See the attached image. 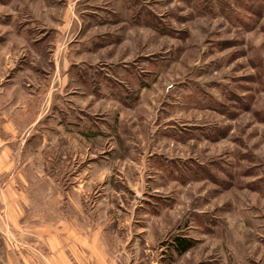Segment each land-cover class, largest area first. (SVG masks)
I'll return each mask as SVG.
<instances>
[{
    "label": "rangeland",
    "instance_id": "1",
    "mask_svg": "<svg viewBox=\"0 0 264 264\" xmlns=\"http://www.w3.org/2000/svg\"><path fill=\"white\" fill-rule=\"evenodd\" d=\"M0 112V264L63 217L121 264H264V0H0Z\"/></svg>",
    "mask_w": 264,
    "mask_h": 264
},
{
    "label": "crops",
    "instance_id": "2",
    "mask_svg": "<svg viewBox=\"0 0 264 264\" xmlns=\"http://www.w3.org/2000/svg\"><path fill=\"white\" fill-rule=\"evenodd\" d=\"M15 134L18 132L10 122V115L0 112V177H4L8 183L11 179V167H15L11 149V144L16 138ZM11 176L14 177L13 174ZM5 197L3 193L0 195V200L6 199L3 205L5 209L2 210L12 230L21 225L20 222L27 209H24L21 200L11 202L21 199L16 193H13V196L10 193V199ZM34 225L36 226L29 230L28 235L22 238L21 244L30 248L37 247L39 250L33 249L36 250L34 253L29 252L25 264H121V259L125 260L121 251L118 253L109 251L110 245L98 226L95 228V225H88L87 228H82L76 220L67 217L53 223L42 222ZM12 237L21 239L20 236L16 237V234H12Z\"/></svg>",
    "mask_w": 264,
    "mask_h": 264
},
{
    "label": "trees",
    "instance_id": "3",
    "mask_svg": "<svg viewBox=\"0 0 264 264\" xmlns=\"http://www.w3.org/2000/svg\"><path fill=\"white\" fill-rule=\"evenodd\" d=\"M175 249L177 255H182L193 247V243L188 240H183L181 238L175 239Z\"/></svg>",
    "mask_w": 264,
    "mask_h": 264
}]
</instances>
